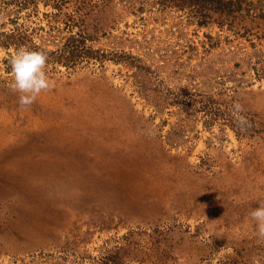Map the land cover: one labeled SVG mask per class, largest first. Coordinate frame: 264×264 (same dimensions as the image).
<instances>
[{
	"label": "rangeland",
	"instance_id": "obj_1",
	"mask_svg": "<svg viewBox=\"0 0 264 264\" xmlns=\"http://www.w3.org/2000/svg\"><path fill=\"white\" fill-rule=\"evenodd\" d=\"M261 203L264 0H0V264H264Z\"/></svg>",
	"mask_w": 264,
	"mask_h": 264
},
{
	"label": "clouds",
	"instance_id": "obj_2",
	"mask_svg": "<svg viewBox=\"0 0 264 264\" xmlns=\"http://www.w3.org/2000/svg\"><path fill=\"white\" fill-rule=\"evenodd\" d=\"M48 60L44 50L17 49L10 57L9 64L13 74L12 88L20 93L19 103L30 105L42 90L53 87L46 73ZM250 216L257 224L258 235L264 237V203L254 208Z\"/></svg>",
	"mask_w": 264,
	"mask_h": 264
}]
</instances>
